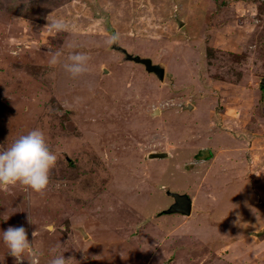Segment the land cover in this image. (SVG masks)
Instances as JSON below:
<instances>
[{"label":"rangeland","instance_id":"1","mask_svg":"<svg viewBox=\"0 0 264 264\" xmlns=\"http://www.w3.org/2000/svg\"><path fill=\"white\" fill-rule=\"evenodd\" d=\"M27 2L0 0V149L40 129L57 163L42 193L0 186V264H15L9 226L39 264H264V0ZM150 28L183 54L134 48ZM117 34L164 79L123 60ZM73 51L89 56L76 79ZM169 190L195 198L191 214L165 213Z\"/></svg>","mask_w":264,"mask_h":264},{"label":"clouds","instance_id":"2","mask_svg":"<svg viewBox=\"0 0 264 264\" xmlns=\"http://www.w3.org/2000/svg\"><path fill=\"white\" fill-rule=\"evenodd\" d=\"M49 24L57 33L67 28L62 20H54ZM118 39V34L112 35L108 42L115 43ZM68 46L75 48L71 43ZM67 59L69 62L64 63L63 68L71 78H79L88 71L89 56L86 53L73 51ZM50 62L53 65L61 63V54L57 53ZM56 163L57 156L49 148L43 131L33 129L17 138L10 147L0 149V186L20 183L34 192L42 193L50 183V172ZM3 241L8 253L14 257L15 264H24L25 258L28 259L29 264H39L36 253L29 252L32 245L23 226H9L3 231ZM26 252L28 256L25 255ZM50 264H66V259L64 255L54 256Z\"/></svg>","mask_w":264,"mask_h":264},{"label":"water","instance_id":"3","mask_svg":"<svg viewBox=\"0 0 264 264\" xmlns=\"http://www.w3.org/2000/svg\"><path fill=\"white\" fill-rule=\"evenodd\" d=\"M182 23V22H181ZM112 43L111 47L114 50L122 52V59L123 60H130L134 63L141 64L144 66L145 70L148 73L154 74L158 79H164V67L159 62H154L151 56H145L138 53H133L128 51L127 48L123 47L120 44ZM103 72L106 73L108 70L103 68ZM262 86H264V78L261 79ZM192 106H187V108L191 109ZM150 156H158V153H152ZM168 194L173 196L174 201L170 204L169 208L165 210V213H182L189 215L191 214L192 210V201L190 196L187 193H179L176 191H168ZM84 232V231H83ZM84 236L86 233L84 232Z\"/></svg>","mask_w":264,"mask_h":264},{"label":"bare ground","instance_id":"4","mask_svg":"<svg viewBox=\"0 0 264 264\" xmlns=\"http://www.w3.org/2000/svg\"><path fill=\"white\" fill-rule=\"evenodd\" d=\"M88 1V0H87ZM97 1V0H96ZM107 1V0H106ZM103 2H104V0H103ZM96 4V3H95ZM100 4V3H99ZM104 4H106V3H104ZM102 6V5H101ZM82 8V7H81ZM78 11H80V10H78ZM84 11V10H83ZM83 11H81V13H83ZM133 12H135V11H133ZM77 14H78V12H77ZM75 19H76V16L74 17ZM68 19V18H67ZM73 19V18H72ZM70 20V19H69ZM74 23V22H73ZM72 23V24H73ZM75 24H77V23H75ZM72 26V25H71ZM74 26V25H73ZM86 27V26H85ZM84 28V27H83ZM73 29V28H72ZM142 29L143 28H140V29H137V31L139 30V32H141L142 31ZM75 31V30H74ZM83 34V33H82ZM149 34H150V36H149V40L148 41H144L143 42V44H141V46H142V48H140V47H138V43H136L133 47L134 48H137V49H142V51L143 52H146V47L145 46H147L148 48L149 47H151V46H154V50L153 51H151L152 53H155L156 54V56H155V58L156 59H162L163 61H166V62H170V61H172L176 56H178V55H182L183 53H182V51H180V50H178V49H176L173 45H170V46H167V45H163L162 43L160 44V45H155V44H151L152 42H153V36L151 37V35H152V28H150V31H149ZM151 42V43H150ZM121 45V44H120ZM163 45V46H162ZM124 47V46H123ZM158 47H159V49H158ZM157 49L160 51V52H157ZM117 51V50H116ZM149 51V50H148ZM117 52H121V51H117ZM122 53V52H121ZM103 54V53H102ZM105 54V53H104ZM103 54V55H104ZM106 55H108V54H106ZM185 55V54H184ZM114 56V55H113ZM116 60V59H115ZM108 63V62H107ZM106 63V64H107ZM113 63V62H112ZM159 63H161V62H159ZM162 64V66L164 67V71H165V66L163 65V63H161ZM110 65V64H109ZM90 72V71H89ZM191 78H187V79H185L186 80V82L188 83L189 82V80H190ZM176 81L178 82V83H180V82H182L183 81V79H179V78H177L176 79ZM136 91V90H135ZM109 92V91H108ZM111 94H112V96H113V93L111 92ZM137 94V96L139 97V98H141V97H143V96H147L145 93H140V92H138V93H136ZM136 96V95H135ZM114 97V96H113ZM142 100V99H141ZM146 100V99H145ZM144 100V101H145ZM143 101V102H144ZM113 111V110H112ZM109 112V111H108ZM110 114V113H109ZM116 114V113H115ZM102 116H104V115H102ZM117 118H118V116H117ZM102 119H104V118H102ZM123 122H124V120H123ZM122 122V123H123ZM107 125V124H106ZM90 130H92V129H90ZM93 132H94V130H93ZM94 134V133H93ZM117 134V133H116ZM220 154H223V153H220ZM217 156H218V153H217ZM238 156V155H237ZM237 156H233L232 158H228L229 159V162L227 163V167L226 168H231L232 166H233V164L235 163V164H237V163H239L238 161H240V160H238V158H237ZM216 157V156H215ZM227 158V157H226ZM217 159V158H216ZM219 159V158H218ZM213 161H215L214 159H213ZM217 161H219V160H217ZM231 163H233V164H231ZM222 165V164H221ZM220 165V166H221ZM219 166V167H220ZM224 166V165H223ZM218 167V166H217ZM218 167V168H219ZM225 167V166H224ZM202 170V169H201ZM231 170V169H230ZM122 171V170H121ZM120 171V172H121ZM202 175V174H201ZM196 178H198V177H196ZM131 180V179H130ZM196 181V180H195ZM173 185L175 184V183H172ZM177 186V185H176ZM181 186V185H180ZM186 187V186H185ZM192 188V187H191ZM126 190V189H125ZM193 196H194V194H192ZM190 198H191V196H190ZM193 198V197H192ZM191 198V201H195V198H193L192 199ZM192 205H193V202H192ZM20 223V222H19ZM110 227H111V225H110ZM172 228V227H171Z\"/></svg>","mask_w":264,"mask_h":264},{"label":"crops","instance_id":"5","mask_svg":"<svg viewBox=\"0 0 264 264\" xmlns=\"http://www.w3.org/2000/svg\"><path fill=\"white\" fill-rule=\"evenodd\" d=\"M192 202H193V206H194L195 201H192Z\"/></svg>","mask_w":264,"mask_h":264},{"label":"trees","instance_id":"6","mask_svg":"<svg viewBox=\"0 0 264 264\" xmlns=\"http://www.w3.org/2000/svg\"><path fill=\"white\" fill-rule=\"evenodd\" d=\"M139 65H141V64H139Z\"/></svg>","mask_w":264,"mask_h":264}]
</instances>
